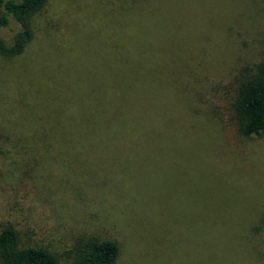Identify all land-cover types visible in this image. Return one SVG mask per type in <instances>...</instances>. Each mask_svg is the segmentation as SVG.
<instances>
[{
  "label": "trees",
  "instance_id": "trees-1",
  "mask_svg": "<svg viewBox=\"0 0 264 264\" xmlns=\"http://www.w3.org/2000/svg\"><path fill=\"white\" fill-rule=\"evenodd\" d=\"M64 1L73 8L76 19L52 25L55 32L61 30L63 40L69 42L67 34L74 38L64 60H73L79 70L74 72L76 84L69 87L76 98L66 104V115L53 107L59 104L55 95L59 82L44 57L40 60L44 61L43 68L37 70L33 81V75L24 83L18 80L29 103L17 107L14 103L24 101V97L4 101L0 93V117L4 121L0 122V177L7 166L12 174L45 169L59 174L66 162L76 179L69 188L75 192L107 191L114 189L111 180L123 162L130 160L141 169L145 167V160L136 162L127 156L129 144L174 143L175 134H193L201 124L199 139L203 145L217 144L204 124L207 111L217 115L220 122L227 120L224 129L235 138L257 137L264 132V62L241 68L236 80L217 86L210 82L209 90L205 89L210 80V38L217 17L213 1L203 9L195 0L183 2L181 10L191 12L193 17L189 18L175 17L171 0ZM48 2L0 0V33L11 23L16 26L8 40L0 36V58L7 60L2 66L0 59L4 78L12 73L14 59L29 49L38 25L36 17ZM160 29H167L169 43L177 48L169 56L151 47L150 34L158 37ZM78 36L83 40L82 51L75 44ZM97 56L103 63L100 76L92 66ZM29 65L24 62L23 67ZM84 69L83 76L79 75ZM178 94L186 101H180ZM14 111H19L18 117ZM218 151L221 156L217 158L225 169L235 165L226 148H215ZM92 175V181L83 182V176L86 181ZM122 177L119 174L120 180ZM79 182L85 186L80 187ZM141 182L146 185V180ZM119 196L126 207L130 198L123 193ZM255 220L258 226L240 227L239 237L250 235L249 231L260 235L264 213ZM212 221L209 216L201 217L200 237L220 236ZM23 231L15 224L0 229V264H115L119 254L114 238L82 234L72 238L61 254L38 244L33 231Z\"/></svg>",
  "mask_w": 264,
  "mask_h": 264
},
{
  "label": "rangeland",
  "instance_id": "rangeland-1",
  "mask_svg": "<svg viewBox=\"0 0 264 264\" xmlns=\"http://www.w3.org/2000/svg\"><path fill=\"white\" fill-rule=\"evenodd\" d=\"M171 1L175 17H193L191 12L181 10V4L194 0ZM208 1L216 5L217 17L210 38L207 73L210 80L205 84L206 91L210 82L224 85L236 80L241 68L264 62V0H195V3L203 9ZM73 17L76 19L73 8L64 0H49L36 17L38 25L29 49L13 60L16 64L10 75L4 78L0 73L4 101L19 96L24 101L17 100L14 103L17 107L29 103L26 89L21 88L18 80L24 83L33 75V81L37 70L43 68L44 61L40 60L44 57L59 82L55 94L59 104L53 107L67 114L66 104L76 98L69 87L76 84L74 72L78 68L73 60L64 57L74 38L67 34L69 42L63 40L61 30L55 32L52 24L63 25L62 21ZM15 31L16 26L11 23L0 36L8 40ZM159 31L158 37L154 32L150 34L151 47L169 56L177 48L169 43L167 29ZM75 39L76 47L82 51L83 40L80 36ZM1 61L5 66L7 60ZM24 62L30 65L24 68ZM92 66H96L100 76L103 70L100 56ZM84 72L85 69L79 75ZM179 96L180 101H186ZM207 113L204 124L211 129L217 144L206 147L200 141L203 124L193 134L189 131L175 134L174 143L129 144L127 156L136 162L145 160V167L141 169L130 160L121 161L123 164L117 171L123 177L122 180L119 174L112 177V190L75 192L69 185L76 179L66 162L64 172L59 174L52 169L12 174L9 166L5 167L0 177V229L15 224L23 232L33 231L38 244L61 254L66 252L64 248L72 243V238L82 234L114 238L119 245L115 264H264V223L260 221V235L249 231L250 235L239 237L240 227L252 223L258 226L255 218L264 213V132L257 137L235 138L229 129H224L227 120L220 122L217 115ZM13 115L18 117L19 111ZM2 119L0 122L4 123ZM219 147L226 148L235 165L225 169L217 158L221 151L215 152ZM208 152L214 154L202 157ZM94 178L95 175L87 176L85 181L83 176L82 180L89 183ZM79 185L85 186L80 182ZM120 193L130 198L126 207ZM203 215L213 220L219 237L199 236Z\"/></svg>",
  "mask_w": 264,
  "mask_h": 264
}]
</instances>
